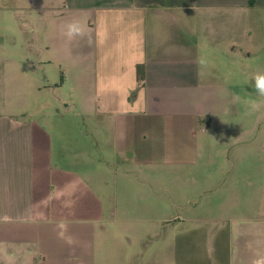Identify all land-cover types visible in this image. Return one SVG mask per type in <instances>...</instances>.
Wrapping results in <instances>:
<instances>
[{
    "label": "crops",
    "instance_id": "0c3cea01",
    "mask_svg": "<svg viewBox=\"0 0 264 264\" xmlns=\"http://www.w3.org/2000/svg\"><path fill=\"white\" fill-rule=\"evenodd\" d=\"M44 2L52 4L25 13V21L13 6L0 3V264H107L103 260L120 257H100L94 250L105 210L94 181L105 178L99 169L111 173L110 167L98 160L86 167L76 159L66 166V134L76 129L55 119L58 110L44 97L50 88L37 78L38 66L70 68L95 93L105 122L93 124L92 132L98 148H106L107 164L191 162L187 152L180 159L176 149L162 147L176 144L179 131L193 137L200 116L216 114L201 112L202 100L226 102L227 109L217 111L226 116L237 114L229 107L241 96L234 73L221 75V84L206 70L225 67L207 60L225 57L218 49L224 31L209 24L264 9V0ZM194 19L201 20V29L191 27ZM73 21L81 34H68ZM24 25L26 44L17 33ZM201 58L207 60L203 67ZM81 68L88 74L79 75ZM236 262L264 264V251L234 256L229 264Z\"/></svg>",
    "mask_w": 264,
    "mask_h": 264
},
{
    "label": "rangeland",
    "instance_id": "374dc122",
    "mask_svg": "<svg viewBox=\"0 0 264 264\" xmlns=\"http://www.w3.org/2000/svg\"><path fill=\"white\" fill-rule=\"evenodd\" d=\"M0 3L13 6L23 19L25 13L41 12L52 4L41 0L34 5L26 0ZM209 26L224 31L218 49L225 57L207 60H221L225 67L220 64L206 70L221 84L226 83L221 75L234 73L241 96L229 107L237 114L226 116L217 111L229 104L202 100L199 110L216 114L200 116L193 137L188 130L179 131L176 144L162 147L176 149L180 159L187 152L192 157L187 163L107 164L106 148H98L92 132L93 124L105 122L97 114L95 93L59 63L37 68V78L50 88L44 97L50 107H57L59 118L55 119L76 129L66 134V166L72 168L76 159L86 167L93 160L110 167L111 173L99 169L105 178L94 181L105 206L95 228L94 250L100 257H120L103 260L107 264H229L234 256L264 251V97L257 95L252 81L254 73L264 72V9L242 11ZM191 27L201 29V20L194 19ZM17 29L18 42L26 44V26ZM203 52L197 51L198 55ZM200 60L203 67L206 59ZM88 72L87 68L78 71L82 76ZM253 100L261 103L258 110L251 107Z\"/></svg>",
    "mask_w": 264,
    "mask_h": 264
},
{
    "label": "clouds",
    "instance_id": "9594fccd",
    "mask_svg": "<svg viewBox=\"0 0 264 264\" xmlns=\"http://www.w3.org/2000/svg\"><path fill=\"white\" fill-rule=\"evenodd\" d=\"M68 34H81L83 29L78 21L70 22L67 25ZM254 88L259 97H264V72H256L252 76ZM251 107L253 110H258L261 107V103L256 100L251 101Z\"/></svg>",
    "mask_w": 264,
    "mask_h": 264
}]
</instances>
